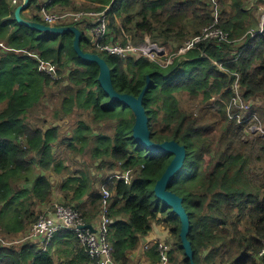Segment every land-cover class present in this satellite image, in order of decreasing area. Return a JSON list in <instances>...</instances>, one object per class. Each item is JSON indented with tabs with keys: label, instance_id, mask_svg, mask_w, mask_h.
I'll use <instances>...</instances> for the list:
<instances>
[{
	"label": "trees",
	"instance_id": "trees-1",
	"mask_svg": "<svg viewBox=\"0 0 264 264\" xmlns=\"http://www.w3.org/2000/svg\"><path fill=\"white\" fill-rule=\"evenodd\" d=\"M258 1L233 0L229 5L228 0H85L83 7H77L74 0H56L53 4L71 11L107 10L109 30L102 43L125 44L127 32L135 43L146 42L148 36L173 50L200 34L215 20V8L223 7L218 21L228 39L202 41L168 66L146 57L102 55L120 92L139 95L150 77L143 103L151 138L156 142L176 139L186 146L184 165L168 188L184 199L196 264H264V135L260 134L264 130V30L253 34L259 28L252 29L251 23V10ZM10 2L0 0V105H4L0 110V203L5 204L0 224H12L22 233L30 231L41 213H37L38 205L51 201L55 176L63 203L78 209L86 224H96L104 213L111 217L114 264H130L132 252L141 247L156 264L166 236L153 243L142 240L157 225L179 239L176 244L183 257L171 251V262L191 264L182 246L180 216L154 191L173 154L153 153L136 141L133 110L110 100L99 81L100 66L77 54L73 32L42 34L18 22ZM39 7L40 0H30L27 9L38 11ZM31 14L22 15L45 23L38 13ZM93 24L84 18L65 25L78 26L82 48L97 52L86 47L96 44ZM40 59L56 69L42 70ZM62 82L68 83L62 89V109L57 110L61 112L56 114L70 115L77 105L90 115L72 122L66 131L69 137L61 125L44 129L25 122L29 110L45 97L46 87ZM178 93H189L198 101L196 108L182 107ZM238 93L249 108L235 103ZM253 124L261 129L255 132ZM90 143L94 146L88 155ZM63 145L73 147L68 150L75 156L86 154L93 165L80 160L73 171L66 150L60 148ZM125 170L131 173L126 176ZM22 183L31 187L21 188ZM25 190L29 196L22 199ZM105 190L110 192L107 203ZM11 201L17 206L7 215L5 208ZM97 261L67 229L59 231L46 249L29 242L19 249L0 246V264Z\"/></svg>",
	"mask_w": 264,
	"mask_h": 264
},
{
	"label": "built area",
	"instance_id": "built-area-1",
	"mask_svg": "<svg viewBox=\"0 0 264 264\" xmlns=\"http://www.w3.org/2000/svg\"><path fill=\"white\" fill-rule=\"evenodd\" d=\"M56 0H40L39 15L43 18L48 25H65L70 22H75L74 20L80 21L84 18L95 17L94 24L91 28V35L95 38L98 50H101L110 54H117L121 57L128 56H139L146 57L151 60L158 61L161 65L171 64L172 55L168 56L167 47L160 45L157 42L152 41L148 36L146 37V42L140 44L135 43L129 39L128 42L124 43H102V40L106 37L109 30V18L107 16V10L105 11H58L53 8V4ZM13 5L19 4V0H12ZM264 17V16H263ZM77 21V22H78ZM264 30V19L262 20L261 27L256 32H262ZM228 33L225 32L219 22L215 20L205 26L202 32L198 35L193 36L187 40L183 46L177 49L175 56H183L190 49L195 48L199 43L205 40H227ZM172 61V62H171ZM40 66L45 70L47 67L52 65L44 64L41 61ZM53 67V66H52ZM46 71V70H45ZM54 69H48V72H52ZM237 105L243 108H249V104H244L241 96L238 95L234 98ZM261 129V128H259ZM129 173L126 174L128 176ZM105 203H107V198L110 196V192L104 191ZM112 223L111 217L106 213L102 215L100 220L96 224H92L97 232L93 231L91 228L86 226V222L81 212L73 208L72 206L65 205L62 203H56L53 207L43 210L39 214L38 220L34 223L32 235L35 237H40V242L43 247H47L51 241L55 238L56 234L63 230H71L75 233L78 238L80 245L85 249V251L92 257L97 258V264H114L113 259V246L109 240V230L110 224ZM32 232V231H31ZM161 247L162 252L165 251ZM264 254V247L261 251Z\"/></svg>",
	"mask_w": 264,
	"mask_h": 264
},
{
	"label": "rangeland",
	"instance_id": "rangeland-1",
	"mask_svg": "<svg viewBox=\"0 0 264 264\" xmlns=\"http://www.w3.org/2000/svg\"><path fill=\"white\" fill-rule=\"evenodd\" d=\"M209 1L210 2L211 1L212 2H218V0H209ZM248 1L252 2V0H248ZM22 2L23 1H20L19 4H21ZM232 2H233V0H228V4L229 5H231ZM84 3H86L85 0H74V4L77 7H83L82 4H84ZM19 4L15 5V6L14 5L11 6V8H13L14 12L16 10V7ZM255 4L258 7L253 8L251 10V14L254 17L253 22L251 21L252 26H253L252 29H254V30H256L258 28L260 29L262 20L264 19V17H263L264 16V1L259 0L258 2H255ZM226 7H228V6H226ZM54 8L56 10H58V11H66L62 7H54ZM222 8L223 7L220 5L219 7L215 8L216 10L214 12H212L213 16H214V19L216 18L217 21H218L219 18H221V15L223 16V14H222V10L223 9ZM80 9H83V8H80ZM254 9H255V11H254ZM67 10H69V8H67ZM77 11H81V10H77ZM90 11H94V10H90ZM23 12H25V11L23 10ZM23 12H22V14H23ZM27 12L35 13L36 9L35 8H31V9H28ZM37 13L39 14L38 11H37ZM92 18L95 21V17H92ZM74 21H75V24H76V22L78 20H74ZM117 21H119V24H122L121 23L122 18L120 16H119ZM132 36L133 35H131L130 33L125 32V37H127L128 39L133 41ZM86 47L88 49H90V50L97 51L98 53H100L104 57H107V55H108L106 52L98 50L97 47H94L92 45L91 46H87L86 45ZM166 49L168 51V56L172 55L175 58L174 60L172 58L173 62L171 61L172 62L171 64H173L177 59H181L183 57V56H175L173 54V53H176L177 49H174V50L172 48H170V49L166 48ZM41 61H43V60L40 59V63H41ZM46 65H50V64L47 63ZM165 66H168V65H165ZM40 68L42 70H44L41 66H40ZM48 69H50V70L54 69L55 70L56 66L47 67L45 69L46 72H48ZM54 76H55V74H54ZM238 80H239V78H238ZM62 83L63 84L54 83V84L48 85L46 87L45 97L43 98V100L40 103L36 104L33 108H31L29 110V112H28V114L26 115V118H25V122L26 123L28 122L32 126L41 124L44 129L49 127V126H51V125H61L63 133L67 134L66 131L70 130V125L72 126V122H74V123H75V121L79 122L82 119L87 120L90 117V115L88 114L89 110H83L84 108L83 109L79 108V107H77V105L74 106L73 111L71 112L70 115L62 114L61 116H58L56 114L57 112H61V111H57V110L58 109H62V102H63L62 100H63V96H64L62 89L68 82H62ZM177 97L180 100L181 106L184 107L185 109H187L188 111H190L192 108H196V106L198 105L197 104L198 101L192 99L189 96V93L188 94L187 93H184V94L178 93ZM198 98L201 99V96H199ZM213 98H215V97H213ZM257 101H259L258 104H262L263 103V100L261 98H259ZM3 106L4 105H0V110L3 108ZM199 106H201V105H199ZM61 117H64V118H61ZM254 125H256V124L252 125L253 126L252 129L255 132H258L259 128H260V125H256V126H254ZM107 130H110V129H107ZM260 134L264 135V130L263 131L261 130ZM68 135L69 134H67L66 136L69 137ZM245 139H247V137ZM74 144H76V140L74 141ZM92 146H94L93 143H90V144L87 145V147H88L87 148L88 155H90V153H91V147ZM60 148L66 150L67 164L70 167H72L73 171H75L74 167L75 168L77 167V165L75 163H78V161L83 160L85 162V164H88L87 162H89L90 159H91L89 156H87L84 153L79 155V156H75V153L70 152L68 150V149H71L73 147H70V148L67 149L66 146L63 145ZM55 152L59 153V151L57 149H55ZM76 157H78V160H76ZM74 159H75V161H74ZM90 165H93V163L91 162ZM125 172H126V174L127 173H131L129 170H125ZM54 173L56 175H58L57 172H54ZM52 179L54 181V189H53V194H52L51 201L49 203H46L45 205H42V206L38 205V207H37V210H38L37 213L38 214H39L40 211L42 212L43 210H46L48 208L53 207L56 203L64 202L62 200L60 201L57 198V195L59 194V190H58L59 179L57 177H55V176H52ZM28 185H30V184L22 183L20 185V187L21 188H25V189H29L31 187V185L30 186H28ZM21 194H22L21 195L22 199H27L28 196H29V193H28L27 190H25ZM15 206H17V203L12 202V201L9 202V205L5 208L6 214L8 215L14 209ZM9 208H10V210H9ZM34 225L35 224L32 225L30 231H25V232L21 233L20 235H14L15 233L19 232V231H17L14 228V225H12V224L11 225L10 224H6L5 226H1L0 225V246L15 247V248L19 249L26 242H29V243L33 242L31 244H35V245L43 244V243L39 242L40 237H35V236L32 235ZM164 229L165 228L163 227V225H157V226H155V229L150 233V234H152L153 239L150 240L149 242H151V241L156 242L160 235H165L168 238V240H166L167 239L166 237L162 238L163 241L160 243V249H161L162 246H164L163 248L165 249V251L161 252V259H159V261L156 264H176L174 262H171L172 260H170L169 255H170V252L172 251L173 256H178L179 258L183 257L182 256V251L177 247V244H176V242H178L179 239H177V235L175 236L174 234L173 235L172 234H168V232L164 231ZM4 232L9 233L10 236H7V234L4 233ZM150 234L148 236H146L142 241H147V239L150 238ZM153 242H151V243H153ZM149 245H150L149 243L146 244L145 248H147ZM40 248L46 249V247H43L42 245H40ZM140 251L141 252L138 253L137 255H136V253L134 254V257L132 258V261H131L130 264H153V263H155V262L152 261L151 258L147 259V256L145 254V251L143 250V247H141ZM162 251H163V249H162Z\"/></svg>",
	"mask_w": 264,
	"mask_h": 264
},
{
	"label": "water",
	"instance_id": "water-1",
	"mask_svg": "<svg viewBox=\"0 0 264 264\" xmlns=\"http://www.w3.org/2000/svg\"><path fill=\"white\" fill-rule=\"evenodd\" d=\"M30 0H23L21 4L16 7L15 17L18 22L29 26L32 29L42 31V34L47 32L51 33H65L73 32L74 48L77 54L87 60L96 62L100 66L99 81L104 91L109 95L110 100L120 101L125 105L131 107L135 114V123L133 126V137L141 145L148 148L153 153H172L173 158L162 176L157 180L154 191L157 198L162 200L165 204L171 206L173 211L180 216L182 226L180 231V237L182 246L190 259L191 264H196L194 260V249L192 241L189 237L191 220L190 216L184 206V199L178 193L170 190L169 184L172 181L176 173L184 165L187 149L184 144H181L176 139L165 140L163 142H156L151 138V129L149 127V116L144 106L143 99L146 91L150 85V77L148 76L147 84L142 89L139 95H134L128 92H120L115 88L112 68L108 61L97 52L85 51L81 46V40L83 33L78 26L75 25H48L40 21L28 20L22 16V12L29 5ZM89 228L97 232V229L92 224H87Z\"/></svg>",
	"mask_w": 264,
	"mask_h": 264
},
{
	"label": "crops",
	"instance_id": "crops-1",
	"mask_svg": "<svg viewBox=\"0 0 264 264\" xmlns=\"http://www.w3.org/2000/svg\"><path fill=\"white\" fill-rule=\"evenodd\" d=\"M20 1H23V0H20ZM13 5V2H12V0H11V2H10V6H12ZM24 14L26 15L27 14V16L29 17V16H31L32 14H31V12H27L28 11V9L26 8V9H24ZM35 13H37V10H36V12ZM23 16V15H22ZM26 19V18H25ZM28 20H31V19H28ZM57 198L61 201H64V196H62L61 194H58L57 195ZM3 206H5V204L4 203H0V211L4 208ZM9 210H10V208H9ZM1 225V224H0ZM2 226V225H1ZM4 233H6V232H4ZM22 233V231H19L18 233H15L14 235H20ZM7 234V236H10V234L9 233H6ZM153 239V237H152V234H150V238H148L147 239V241L146 242H149L150 240H152ZM40 242V241H39ZM31 243H33V242H31ZM41 245V244H40ZM40 245H39V247H40ZM146 246V245H145ZM141 248L140 249H138V250H135V251H133L132 252V254H131V258H133L134 257V254L136 253V255L138 254V253H140L141 251Z\"/></svg>",
	"mask_w": 264,
	"mask_h": 264
},
{
	"label": "bare ground",
	"instance_id": "bare-ground-1",
	"mask_svg": "<svg viewBox=\"0 0 264 264\" xmlns=\"http://www.w3.org/2000/svg\"><path fill=\"white\" fill-rule=\"evenodd\" d=\"M148 149V148H147Z\"/></svg>",
	"mask_w": 264,
	"mask_h": 264
}]
</instances>
